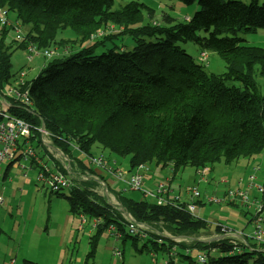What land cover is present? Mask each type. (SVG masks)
Instances as JSON below:
<instances>
[{
  "label": "trees",
  "instance_id": "obj_1",
  "mask_svg": "<svg viewBox=\"0 0 264 264\" xmlns=\"http://www.w3.org/2000/svg\"><path fill=\"white\" fill-rule=\"evenodd\" d=\"M181 1L190 5L196 0ZM113 4L114 0H0V7L15 14L28 30L23 41L8 39L11 27H4L0 35V89L16 76L12 61L16 44L46 48L65 28L79 34L74 43L63 39L65 45L57 46L59 54L44 61L35 78H27L33 108L14 105L12 109V114L32 124L38 148L42 143L36 129L44 123L53 145L81 173L95 172L81 152L91 156L108 150L129 157L131 171L141 163H152L170 168L173 176L188 166L213 169L218 162L252 159L264 151V92L257 79L258 73L264 76V48L245 44L238 36L264 28V0H199L200 9L180 22L171 17L166 22L144 21L143 10L149 6L136 0L118 10L112 9ZM109 23L124 25L121 32L134 36V46L114 42L120 31L89 42L91 31ZM202 31L207 34L201 35ZM188 42L200 53L218 52L226 71H207L185 47ZM55 165L66 171L59 160ZM97 187L90 178L76 181L68 193H55L70 202L72 213L84 214L90 222L101 218L90 237L94 247L90 257L111 224L122 232V240L139 239L129 234L120 210L99 195ZM128 190L114 191L120 204L154 229L145 240L167 245L168 255L177 246L179 255L188 259H192L189 253L182 251H206L203 264H248L255 254L264 264L263 247L200 239L218 233L220 227L212 231L206 220L189 211L188 201L158 204L144 197L137 200ZM164 230L191 240L176 242ZM173 262L169 258V264Z\"/></svg>",
  "mask_w": 264,
  "mask_h": 264
},
{
  "label": "rangeland",
  "instance_id": "obj_2",
  "mask_svg": "<svg viewBox=\"0 0 264 264\" xmlns=\"http://www.w3.org/2000/svg\"><path fill=\"white\" fill-rule=\"evenodd\" d=\"M128 1L130 0H114L112 9L118 10ZM136 1L145 3L149 6L143 10L144 16H142L144 17V21L147 22H154L155 20L157 22H166L170 17L176 22L186 21L190 18L188 16H193L195 12L200 9L199 0H196L190 5L185 4L181 0ZM149 10L153 11L152 14H149ZM9 14L10 19H18L11 11H9ZM19 24L20 26H18V28L27 36V27L22 24L21 21ZM112 24L113 23H109L105 26L96 28L95 31H91L92 33L89 37L93 38L92 36L100 29L107 31ZM123 26L117 25L116 28L120 29L121 32L125 29ZM3 29L4 27L0 29V35ZM120 32L116 31L113 33L117 34ZM122 33L123 32H121V35L114 38V42L119 46L123 44L127 45L129 48L134 46V36L130 33ZM200 33L201 35L207 34L205 31ZM78 36L79 34L75 30L65 28L55 36L56 38L54 39L56 41H51L50 46L46 48L64 46L65 44H61V42L64 41L63 39H67L68 43H74L76 39H79ZM238 36L246 40L243 41L245 44H252L264 48V28H258L256 31L240 32ZM12 37L13 31L8 34V39H12ZM68 45L70 46V44ZM111 45L112 43L108 44V46ZM184 45L193 56L199 58L200 52L194 43L188 42L184 43ZM38 48L46 49L39 46ZM101 51L102 50H100V52ZM207 52L209 55V63H203L206 70L216 74L224 73L226 71V62L223 57L216 51ZM38 57L40 58L35 57L36 59L34 58L32 61H29L26 48H18L16 44V50H14L12 56L13 71L18 73L20 70L26 69L27 78H35L37 73L40 72L38 68L43 67L42 62L39 60L41 56ZM29 66L35 69L30 71ZM257 79L260 89L264 92V76L258 73ZM102 154L108 155L107 157L105 156L107 159H112V161H110L111 159L109 161L113 167L129 170V157L114 155L109 153L108 150L100 153L94 152L93 156ZM81 155L84 156L86 165L90 166V168L95 171L94 173H89V170H86L82 172L83 174L88 173L92 177L97 174L104 176L106 170L100 171L98 168H95L89 159L90 156H88L86 152H81ZM60 156L63 158L62 154H60ZM115 160H117L118 164ZM6 166V163L2 164V167L5 168ZM24 166H26V168L11 169V175L14 176L16 180L19 177L15 187L20 186L21 180L22 182L25 180L23 177L24 172H28V178L32 181L30 185L25 184L24 186L21 184L22 188H26L27 191L22 195H18L15 201L11 203V205L15 206L13 215L5 211L8 210L10 205V202H7L9 194L4 195L6 203L0 206V264H32L29 260L26 261L25 259H31L37 264H169V258L171 257L170 254L168 255L166 252L167 245L161 247L154 244L153 241H147L142 238L137 239L135 243L132 238H127L124 241L122 239H116L107 231L100 235L95 255H91L90 257L88 254L94 249L90 242V237L94 235V233H91L90 227L85 224L83 228H80V220L78 222V217L80 215L76 214L77 224L71 225L69 220L72 214L70 202L66 198L47 191L43 186H36V170L30 169L29 162L25 163ZM209 168L211 169V167ZM169 170L170 168H166L164 176L168 173H170L168 176L173 174ZM253 173L256 176L257 184L264 185V151L252 159L241 158L229 164L223 161L216 163L210 176H205V179L208 180L206 182L201 180L197 182V169L188 166L179 170L173 179L174 189L177 192V194L173 196L180 195L182 200H189L190 195L187 193L186 188L197 182V186L202 194L199 199H201L203 203L199 202L198 199L197 209L194 212L195 216L206 220L212 226V231H215L217 225L223 224L239 231L244 229L246 234L251 235L254 232V225L253 221L249 222V220H251L253 214L256 213V209H248L241 204L228 202L224 192L230 189L233 191H237L238 189L244 191L249 190L251 202L257 199L263 200L264 202V195H261L257 189L248 188V177ZM127 176H129V173L124 177L127 178ZM164 176L161 178H164ZM111 189L110 191L113 192H110L109 195L111 202L114 203L116 201L119 203L118 196L114 192L115 190L112 191ZM99 190L101 191L102 189ZM64 192L68 193L69 190L65 189ZM127 192L137 200L144 197L143 193L139 190H128ZM99 195H101V192ZM209 197H217L222 201L211 202L209 201ZM147 199L153 200L152 197ZM225 207H229L237 213L233 214L230 210H225ZM261 215L264 216V208ZM91 223L92 222L88 219L87 224ZM206 235H203L205 239H210V236L208 237ZM251 240L252 239H250V241ZM160 241L162 240L160 239L159 242ZM252 242L254 241L252 240ZM63 243V246L66 247L64 259L60 256V253L58 255L59 248ZM116 247L122 250V256L115 255ZM182 252L186 254L184 251ZM199 252L200 250L198 249H192V252L188 254L192 259L176 255V258H173L174 262L172 264H203L198 260ZM154 254L156 255L155 261L153 260ZM253 256L254 257L249 258L248 264H262L257 261L258 255L255 254Z\"/></svg>",
  "mask_w": 264,
  "mask_h": 264
},
{
  "label": "built area",
  "instance_id": "obj_3",
  "mask_svg": "<svg viewBox=\"0 0 264 264\" xmlns=\"http://www.w3.org/2000/svg\"><path fill=\"white\" fill-rule=\"evenodd\" d=\"M18 19H10L9 11L6 7L0 8V29L3 27H11L13 31V37L17 41L25 40V34L21 31L18 26H20ZM120 31L116 28V25H112L109 29L103 30L100 29L90 38L89 42L95 41L97 38L103 36L107 33H113ZM26 50L28 52V60L32 61L35 57L41 56L45 59V64L47 59L57 56L60 52L57 47H50L46 49H40L36 45L29 43L27 44ZM199 60L203 63H209V55L207 51H203L199 55ZM43 64V66H45ZM28 80H27V71L26 69L20 70L16 73L14 80L11 83H6L0 89V205L6 203V198L4 194V182L2 177L7 171L8 165H11L15 168H26L25 163H30V169H35L37 172V182L36 186H43L45 189L51 193H57L59 191L70 189L74 186L75 182L78 180H89L94 178L98 183L96 192L100 193L102 196H105L110 204H113L115 208L120 210L123 217L127 221V229L131 236H136L139 239H146L149 236V231L153 230L152 227L145 223L137 220L131 213L127 212L126 209L120 204V202H111L110 189L112 191L118 190L121 188H126L130 190H139L143 193L144 198L152 197L158 204L165 203L167 201H183L180 195H175L169 197L171 192L170 179L172 176L165 180L155 181L153 186H146L147 183V174L149 173L152 163H141L132 171L115 168L111 165L109 159L105 155H92L89 157L92 165L95 168H98L100 171L106 170L112 176V180L104 178L101 174H97L94 177L90 176L88 173H81L75 169H72L71 162L62 150L56 148L53 145L52 134L46 129L44 123L37 128L36 130L39 133L41 146L38 148L35 143H37L38 135H35L34 127L31 123L25 119L12 114V109L14 105H19L25 109H32L34 102L30 96V89ZM63 155V158L60 156ZM55 159L60 160L62 168H65L66 171L60 169L55 165ZM34 162V163H32ZM6 163L7 166L4 168L2 164ZM258 167V166H255ZM260 168V167H258ZM211 169L205 167L198 170V179L206 182L205 176L209 177ZM129 173V176L125 178L124 176ZM204 175V176H203ZM24 177H28V172H24ZM203 176V177H202ZM119 182V186L114 184ZM195 184L189 185L186 188L187 193L190 195V199L187 200L188 209L194 214L197 208V201L202 196L200 189ZM248 188L257 189L261 195H264V185H259L256 182L255 174H251L248 177ZM99 189H102L101 191ZM227 198L231 201L238 202L246 208L256 209V213L252 216V221L254 225V232L249 235L242 231L236 230L233 227L228 225L219 224L220 231L213 236L216 240L227 239L231 243H234L235 246L239 244H245L247 247L254 248H264V216L261 215L264 202L263 200L250 201L249 190L237 191L228 190L225 191ZM113 193V192H111ZM113 198V197H112ZM114 199V198H113ZM209 201L211 202H220V199L217 197H210ZM80 220V228H83L88 222V218L84 214H80L78 217ZM251 221V222H252ZM91 226L93 229L98 227L102 222L101 218H94L91 221ZM107 232L114 236L116 239H121L122 232L118 229L116 224H111L107 228ZM163 233L166 236L171 237L176 242H187L189 243L191 238L175 236L164 230ZM202 240H209L200 237ZM252 239L256 245L250 246ZM253 247V248H252ZM185 253H191V249H186ZM115 255L122 256V250L118 247L115 248ZM176 255H179V249L177 246H174L170 252V257L176 258ZM208 255L206 251H200L198 254V260L201 263L207 261ZM153 260H156V255H153Z\"/></svg>",
  "mask_w": 264,
  "mask_h": 264
},
{
  "label": "crops",
  "instance_id": "obj_4",
  "mask_svg": "<svg viewBox=\"0 0 264 264\" xmlns=\"http://www.w3.org/2000/svg\"><path fill=\"white\" fill-rule=\"evenodd\" d=\"M188 17H191V16H188ZM36 58H40V57H36ZM35 58V59H36ZM41 62H42V64H44V61H45V59L43 58V57H41V59H39ZM35 61V60H34ZM41 64V65H42ZM40 65V66H41ZM35 68H33V67H31V66H29V70L31 71V70H34ZM38 69H40L41 70V68H38ZM39 70V71H40ZM39 74V72L37 73V75ZM29 75V74H28ZM36 75V76H37ZM28 79H30V78H28ZM116 162V161H115ZM117 164H118V162H116ZM10 166V167H9ZM8 167H9V170H8V172L6 173L5 172V174H4V176L2 177V179H3V182H4V187H5V189H4V194L6 195H8L9 194V198H7V202H10V205H9V208H8V210H5V211H8L10 214H12L13 215V209L15 208V206H13V205H11V203H13V201H15V198H17L18 197V195H22L24 192H26L27 191V189L25 188H22V185L21 184H23L24 186H25V184H28V185H30L31 184V179H29L28 177H24L25 178V180H23V182H22V180L20 181L21 182V184H20V186L19 187H15V185L17 184V182H18V180H19V177L17 178V180H16V178L14 177V176H12L11 175V169H19V168H15V167H13V166H11V165H8ZM129 169V168H128ZM214 169V168H213ZM213 169H211V172H210V174L212 173V171H213ZM166 169H160V168H157V167H155V165L153 164L152 166H151V169H150V171H149V173L147 174V183L145 184L146 186H153L154 185V182L155 181H159V180H165V179H167V178H169L170 176H172V178L170 179V186H171V192H170V194H169V197L171 198V197H173V195L174 194H177V192H176V190L174 189V183H173V179L175 178V176L176 175H174L173 176V174L172 175H170V176H168L170 173H168V174H166V176H168V177H166V176H164L165 175V173H166V171H165ZM170 172H172V170L170 169L169 170ZM197 172H198V170H197ZM173 173V172H172ZM104 176H106V178H108V179H110V180H112L111 178H112V176H111V174L110 173H108V172H105L104 173ZM164 176V178H161V177H163ZM210 176V175H209ZM196 183V182H195ZM119 182H116L115 184H114V187L115 186H119ZM178 193H181V192H178ZM224 193H226V192H224ZM183 195V194H182ZM209 199H210V197H209ZM222 200L220 199V202H221ZM199 202H201V203H203V201L201 200V199H199ZM232 203H238V202H234V201H232ZM230 204V203H229ZM239 204V203H238ZM233 205H236V204H233ZM240 205V204H239ZM0 206H2V205H0ZM197 209V208H196ZM225 210H230V212H232L233 214H236L237 212L235 211V210H233V209H231V208H229V207H225ZM69 220H70V224L71 225H74L75 223L77 224V216L74 214V213H72L71 214V216H70V218H69ZM252 221V218H251V220H249V222H251ZM78 222H79V219H78ZM89 226L90 227V230H91V233H94L95 232V230H93V228H92V226H91V224H86V226ZM47 229V228H46ZM89 232V231H88ZM90 233V232H89ZM213 234L210 236V238L211 237H213L214 235H216V233L215 232H212ZM209 237V236H208ZM202 238H205L204 236H202ZM208 239V238H207ZM64 245V243L62 244V246H60V248H59V251H58V255H59V253H60V256L64 259V256H65V254H66V247L65 246H63ZM182 256V255H181ZM26 261H28L29 260V262L30 263H32V264H37L36 262H34L33 260H31V259H25ZM34 262V263H33Z\"/></svg>",
  "mask_w": 264,
  "mask_h": 264
}]
</instances>
